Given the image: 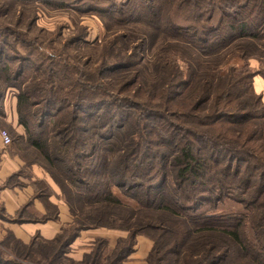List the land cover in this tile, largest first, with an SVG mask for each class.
I'll return each instance as SVG.
<instances>
[{
	"label": "trees",
	"instance_id": "1",
	"mask_svg": "<svg viewBox=\"0 0 264 264\" xmlns=\"http://www.w3.org/2000/svg\"><path fill=\"white\" fill-rule=\"evenodd\" d=\"M91 2L73 7L132 31L114 30L113 56L92 71L48 59L27 74L0 48V84L18 91V125L75 218L66 241L112 228L152 241L146 264H264V103L257 72L227 64L264 47V0ZM142 28L165 43L149 66L141 57L154 41ZM94 254L86 259L96 264ZM42 255L22 246L23 262L0 264H54Z\"/></svg>",
	"mask_w": 264,
	"mask_h": 264
},
{
	"label": "rangeland",
	"instance_id": "2",
	"mask_svg": "<svg viewBox=\"0 0 264 264\" xmlns=\"http://www.w3.org/2000/svg\"><path fill=\"white\" fill-rule=\"evenodd\" d=\"M62 1L66 6L56 8L51 0H0V48L3 50V61L11 68H15L19 61L24 62L27 67L25 72L28 74L33 71L34 66L52 59L56 63L61 62L60 65L67 60L73 64H82L87 71H92L102 58L113 56L115 50L108 40L115 36L112 34L114 30L119 29L118 33L123 36L132 33L129 29L111 27L104 16L83 13L73 7L75 4L80 6L92 1L91 3L98 6H108L105 2H112L116 6L114 8L121 9L124 3L131 0ZM255 25H259V21L251 24L253 28ZM131 26L133 25H128ZM142 30L152 35L154 41L141 57L145 58L143 63L149 66L158 49L165 43L156 31L146 28ZM263 48L258 45L252 49L251 54L255 53L257 57L245 61L240 53H235L228 59L227 64L238 69L247 65L251 71L257 72L253 89L254 83L260 81L262 91L258 95L262 96L264 103ZM110 49V55L105 54ZM232 49L233 47L230 48ZM188 53L190 52H183L184 59L188 57ZM180 66L185 68V62L181 61ZM17 93V89L6 88L0 84V132H7L11 138L9 146L0 145L1 259L23 262L16 257V251L25 246L33 257L39 255L38 258L43 260L44 254L54 264H94V260L86 259L94 257V252L99 254L96 264H146L153 243L144 235L131 236L119 229L90 227L81 230L74 237L72 235L66 241V234L75 218L61 187L45 171L42 160L29 146L23 128L18 125ZM255 93L257 94L256 91ZM13 118L14 124L11 121ZM6 192L13 196L9 197ZM5 203H15V207L11 210ZM225 208L227 211H239L238 206L233 203ZM55 239L58 242L54 244ZM129 240L133 242L129 246L130 253L122 258L120 254ZM51 246L56 250L54 253ZM224 248L230 252L233 249L231 245ZM57 252L59 253L56 256L53 255ZM26 263L28 262H24Z\"/></svg>",
	"mask_w": 264,
	"mask_h": 264
},
{
	"label": "crops",
	"instance_id": "3",
	"mask_svg": "<svg viewBox=\"0 0 264 264\" xmlns=\"http://www.w3.org/2000/svg\"><path fill=\"white\" fill-rule=\"evenodd\" d=\"M256 80V79H255ZM255 83H256V85H255ZM254 83V89H255V91L257 92V94H260L261 93V91H262V89H261V82L260 81H256ZM258 89H257V88ZM258 90V91H257ZM12 121V124H14V118H13V120H11ZM0 145L2 146V144H1V140H0ZM4 172V171H3ZM2 172V173H3ZM3 175V174H2ZM0 177H1V173H0ZM6 194L9 196V197H12L13 195L11 194V193H8V192H6ZM4 200V202L6 201V198H4L3 199ZM6 204V207H8L9 209H11V210H13V207H15V203H5Z\"/></svg>",
	"mask_w": 264,
	"mask_h": 264
},
{
	"label": "built area",
	"instance_id": "4",
	"mask_svg": "<svg viewBox=\"0 0 264 264\" xmlns=\"http://www.w3.org/2000/svg\"><path fill=\"white\" fill-rule=\"evenodd\" d=\"M0 140H1L2 146L4 147L9 146L11 144V138L8 135V133L5 131L0 132Z\"/></svg>",
	"mask_w": 264,
	"mask_h": 264
}]
</instances>
